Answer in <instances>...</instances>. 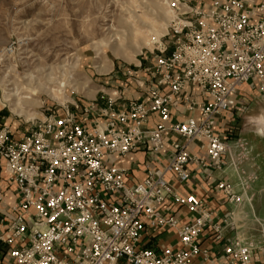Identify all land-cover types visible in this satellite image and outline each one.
<instances>
[{"label": "built area", "instance_id": "2783aa9c", "mask_svg": "<svg viewBox=\"0 0 264 264\" xmlns=\"http://www.w3.org/2000/svg\"><path fill=\"white\" fill-rule=\"evenodd\" d=\"M166 3L172 18L140 64V96L75 100L20 137L0 122L1 264H251L256 246L224 231L253 201L234 143L251 95L264 94V0ZM137 153L141 164L120 163ZM193 181L232 209L220 216L208 196L175 184ZM180 206L191 220L177 216ZM206 228L218 254L201 244ZM162 230L176 242L150 244Z\"/></svg>", "mask_w": 264, "mask_h": 264}, {"label": "rangeland", "instance_id": "374dc122", "mask_svg": "<svg viewBox=\"0 0 264 264\" xmlns=\"http://www.w3.org/2000/svg\"><path fill=\"white\" fill-rule=\"evenodd\" d=\"M154 3L169 14L167 22ZM130 16L143 39L158 36L153 46L139 47L132 33L123 30ZM171 18L166 0H0V122L22 132L75 100L122 96V104L140 96V64L166 38ZM128 52L131 56L125 58ZM251 114L241 117L234 156L252 194L261 185L263 166L257 169L259 157L254 160L258 142L242 131ZM258 203L264 213V198Z\"/></svg>", "mask_w": 264, "mask_h": 264}, {"label": "crops", "instance_id": "0c3cea01", "mask_svg": "<svg viewBox=\"0 0 264 264\" xmlns=\"http://www.w3.org/2000/svg\"><path fill=\"white\" fill-rule=\"evenodd\" d=\"M263 105L264 94L251 95L250 106L247 112L250 110L252 114L250 116H245L247 120L246 127L242 129L245 135L250 134L258 142L257 145L259 146H254L256 155L254 160L259 157V161L255 162L256 165L260 163L259 165H257V169L263 166L258 180L261 185L257 190L252 191L253 199L255 200L254 203L244 202L239 207H237L235 210L234 223L228 226L224 231V234L227 238L232 239L236 236H240L256 246V249L253 252V259L251 264H264V213L262 212L261 207L258 203L260 199L264 198V111H259V109L263 108ZM258 112H261L260 116H255ZM13 132L15 137H20L24 133V131L18 132L15 131V129H13ZM238 136L236 137L237 139L239 138ZM258 152L259 154H256ZM131 157L138 159L140 161V164L141 161H143L142 153H137L123 158L120 163H129ZM2 163V159L0 158V183L3 184L6 179V172L4 171ZM135 174L137 179H141L144 176V173L142 171H136ZM231 178L233 181H237V178L234 174ZM175 184L179 186L183 192H193L195 194H198L199 196H208L210 206L218 210L220 216H222L229 209H232V206L230 204H226L224 202L222 194H215L214 192H209L208 194H206L207 191L205 190L203 184H199L198 182L195 183L194 181L184 186H181V184H179L178 182H175ZM6 199L8 202H12L15 199L11 189L8 187L6 188ZM175 212L182 222H187L193 217V215L186 209V207H176ZM160 233L162 234H159V237L157 235L151 239L150 244H154L158 241L166 244L176 242V235L171 230H162ZM201 244L203 246L212 248L214 250V253H217L216 251H219V246L217 244H214V234L210 228H206L204 230L203 236L201 238ZM196 264L210 263L196 260ZM215 264H224L223 259L219 258V261L217 260Z\"/></svg>", "mask_w": 264, "mask_h": 264}, {"label": "bare ground", "instance_id": "6f19581e", "mask_svg": "<svg viewBox=\"0 0 264 264\" xmlns=\"http://www.w3.org/2000/svg\"><path fill=\"white\" fill-rule=\"evenodd\" d=\"M156 3H154L155 5ZM155 8H157L159 10L160 16L162 17L163 21L167 22V19H169V14L165 11L164 7L161 4H156ZM126 21H124L123 23V30L125 31H129V33H132V35L134 36V40H132L133 42L137 43L139 47L141 46H153V44L158 41V36H153L148 40H145V38L143 39V37L139 34L140 31V27L139 24L135 21H133L131 19V16L129 19L125 18ZM129 44V43H128ZM131 52H137V50H132ZM131 56V53H125V58H129ZM64 85L61 84L60 87H63ZM60 89V88H59ZM58 89H54L53 94L54 95H58L57 91Z\"/></svg>", "mask_w": 264, "mask_h": 264}, {"label": "clouds", "instance_id": "9594fccd", "mask_svg": "<svg viewBox=\"0 0 264 264\" xmlns=\"http://www.w3.org/2000/svg\"><path fill=\"white\" fill-rule=\"evenodd\" d=\"M217 2H219V0H217ZM249 2H251V0H249ZM176 3L177 4H179V0H176ZM233 3H235V0H233ZM237 8H239V5H235ZM193 11H198V10H193ZM260 11H264V9H260ZM239 21H235V23H238ZM185 23H186V21H185ZM205 39H207V37H205ZM261 58L262 59H264V55H261ZM241 123H242V119L240 118V120L239 121H237V131H239V127H240V125H241ZM133 131H135V129L133 130ZM0 135H2V134H0ZM0 142H2V140H0ZM75 154H80V155H83V153H79V152H77V153H75ZM74 153H69V158L71 159V158H73V156L75 155ZM63 167H65V168H68V167H70V165H64ZM49 179H51V174H49ZM82 187V186H81ZM46 191H47V189H45ZM86 195H87V193H86ZM57 207H59V202L57 201ZM39 230V229H38ZM65 232V229H63V228H61V239H63V233ZM92 239L93 240H95L96 238L95 237H92ZM91 242V241H90ZM97 242H100L102 245H103V241L102 240H100V241H97ZM39 246L40 247H43V244L41 243V244H39ZM117 247H126L127 245L126 244H119V245H116Z\"/></svg>", "mask_w": 264, "mask_h": 264}]
</instances>
